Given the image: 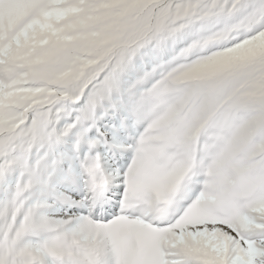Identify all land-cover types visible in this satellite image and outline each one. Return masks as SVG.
Returning a JSON list of instances; mask_svg holds the SVG:
<instances>
[{"label": "snow or ice", "instance_id": "snow-or-ice-1", "mask_svg": "<svg viewBox=\"0 0 264 264\" xmlns=\"http://www.w3.org/2000/svg\"><path fill=\"white\" fill-rule=\"evenodd\" d=\"M0 264H264V0H0Z\"/></svg>", "mask_w": 264, "mask_h": 264}]
</instances>
